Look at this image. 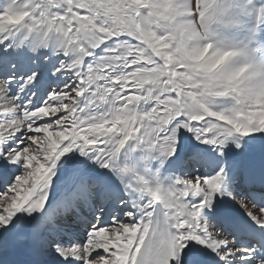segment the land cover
Here are the masks:
<instances>
[{
  "label": "snow or ice",
  "instance_id": "snow-or-ice-1",
  "mask_svg": "<svg viewBox=\"0 0 264 264\" xmlns=\"http://www.w3.org/2000/svg\"><path fill=\"white\" fill-rule=\"evenodd\" d=\"M0 264H264V0H0Z\"/></svg>",
  "mask_w": 264,
  "mask_h": 264
}]
</instances>
